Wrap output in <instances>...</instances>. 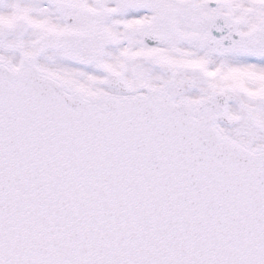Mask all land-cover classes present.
Returning a JSON list of instances; mask_svg holds the SVG:
<instances>
[{
	"label": "snow or ice",
	"instance_id": "snow-or-ice-1",
	"mask_svg": "<svg viewBox=\"0 0 264 264\" xmlns=\"http://www.w3.org/2000/svg\"><path fill=\"white\" fill-rule=\"evenodd\" d=\"M0 264H264V0H0Z\"/></svg>",
	"mask_w": 264,
	"mask_h": 264
}]
</instances>
